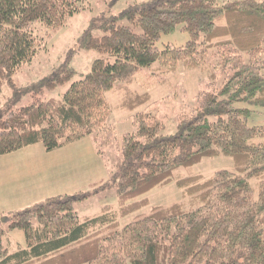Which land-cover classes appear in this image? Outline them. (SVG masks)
Here are the masks:
<instances>
[{"label": "trees", "instance_id": "trees-1", "mask_svg": "<svg viewBox=\"0 0 264 264\" xmlns=\"http://www.w3.org/2000/svg\"><path fill=\"white\" fill-rule=\"evenodd\" d=\"M87 1L0 0V93L39 54L33 27L60 29ZM124 18L127 25L119 23ZM94 28L103 35L87 33L81 49L100 57L62 100L0 111V156L38 143L52 152L88 137L104 153L108 93L127 89L154 64L198 69L213 53L224 79L199 96L194 115L175 133L142 113L136 131L123 136L116 174L120 215L148 207L145 196L173 183L180 168L217 157L232 158L235 168L207 180H177L188 202L153 208L125 226L109 220L108 208L83 222L72 198H49L12 217L10 228L27 239L14 254L0 219V264H264V125H253L264 109V0H154L100 26L94 21ZM177 31L189 36L184 46L160 47ZM66 64L39 85L70 82L77 73ZM127 93V111L150 101L149 94ZM97 226L105 228L91 232Z\"/></svg>", "mask_w": 264, "mask_h": 264}, {"label": "rangeland", "instance_id": "rangeland-1", "mask_svg": "<svg viewBox=\"0 0 264 264\" xmlns=\"http://www.w3.org/2000/svg\"><path fill=\"white\" fill-rule=\"evenodd\" d=\"M153 1L88 0L83 10L60 29L35 25L33 33L40 42V52L31 63L16 72L12 78L14 86H3L0 111L10 106L19 110L33 104L36 99L62 100L71 84L87 74L92 62L100 57L95 52L81 49L83 36L87 33L95 37L103 35L100 28L91 29L92 23L97 21L100 26L104 19L120 17L132 6ZM119 23L127 25L128 21L124 18ZM188 40L187 34L177 31L165 36L160 47L170 44L181 47ZM216 57L212 53L198 69L179 64L171 71L159 63L142 69L127 89L131 93L149 94L150 101L134 112L122 106L128 95L127 89L108 93L106 98L110 114L101 132L102 139L108 141L102 149L104 153H100L92 138L88 137L52 152H48L43 143H38L0 156V219L6 232L4 242L10 252L14 254L27 246L25 233L10 228L12 217L33 209L49 198H72L74 210L83 222L104 215L108 208L109 220L125 226L137 216L149 214L153 208L188 202L184 190L177 186V180L193 176H202L207 180L218 171L234 170L232 158H205L194 167L178 169L173 183L148 193L145 196L150 200L148 207L127 217L120 215L122 206L116 174L123 136L136 131L135 117L142 113L162 121L167 133H175L182 120L194 115L199 96L208 88L212 90L222 83L224 76ZM65 62V67L76 71L75 78L55 87L39 85L56 69H61ZM253 125H264V109L257 111ZM4 219L7 220L4 222ZM103 228L97 226L91 232Z\"/></svg>", "mask_w": 264, "mask_h": 264}, {"label": "water", "instance_id": "water-1", "mask_svg": "<svg viewBox=\"0 0 264 264\" xmlns=\"http://www.w3.org/2000/svg\"><path fill=\"white\" fill-rule=\"evenodd\" d=\"M7 219H4L3 221L5 222Z\"/></svg>", "mask_w": 264, "mask_h": 264}]
</instances>
